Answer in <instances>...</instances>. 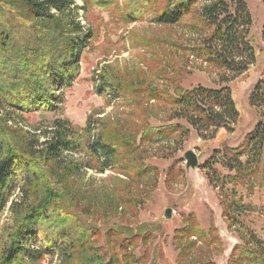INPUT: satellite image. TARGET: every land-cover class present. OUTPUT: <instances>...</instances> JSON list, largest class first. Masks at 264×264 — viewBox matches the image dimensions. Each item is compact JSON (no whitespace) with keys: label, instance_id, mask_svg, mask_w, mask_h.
<instances>
[{"label":"rangeland","instance_id":"1","mask_svg":"<svg viewBox=\"0 0 264 264\" xmlns=\"http://www.w3.org/2000/svg\"><path fill=\"white\" fill-rule=\"evenodd\" d=\"M167 1L115 0L110 8L94 6L86 12L82 9L83 1L75 0L67 12L68 18L81 22L84 28H94L96 35L93 44L79 57L73 84L64 90V109L48 115H19L3 108L1 115L10 117L16 143L22 144L23 138L30 135L36 149L45 146L42 133L50 130L46 128L50 122L56 118L70 121L77 131L71 139L80 141L82 147L64 152L59 164L41 161V168L49 186L60 194L58 204L93 228L90 243H95L101 252L121 257L119 242L113 236L120 237V233L113 229L133 234L135 228H142L146 232L135 236L134 247L128 249L136 259L141 258L140 264H152L155 260L160 264H179L176 230L183 228L187 217L194 213L206 231L215 228L220 237L212 260L216 264H230L240 236L250 231L264 241V166H259L257 175L228 186L230 191L234 188L238 197H244L246 207L237 216L234 209L227 214L223 194L210 184L202 164L215 148L240 145L260 119L249 95L264 73V0H246L252 15L249 37L256 60L243 75L236 78L231 73L230 80L224 83L215 66L181 47L199 37L188 27V18L174 26L155 21ZM136 9V14H132L135 18H125ZM199 85L231 87L240 111L234 130H220L215 139L204 141L190 128L189 134L177 135L176 140L173 136L140 144L146 129L176 123L187 125L182 119L170 120L169 107L152 99L150 91L165 89L174 93ZM89 119L93 128L90 134L85 131ZM98 135L118 147L115 167L104 172L89 167L91 155L86 149L87 141ZM190 150L199 159L196 169L186 164L185 154ZM21 197L17 186L0 211V257L6 229L15 216L10 208L12 200ZM168 208L172 210L170 219L165 217ZM151 228L160 231L154 238L149 233ZM83 251L84 248H78L70 264H76ZM61 263L60 253L45 255L39 262Z\"/></svg>","mask_w":264,"mask_h":264},{"label":"trees","instance_id":"2","mask_svg":"<svg viewBox=\"0 0 264 264\" xmlns=\"http://www.w3.org/2000/svg\"><path fill=\"white\" fill-rule=\"evenodd\" d=\"M82 1L86 12L94 6L110 8L115 2ZM74 4L75 0H0V211L17 186L22 191L21 199H13L11 203L15 216L5 232L0 264H39L45 255L56 253L62 255L61 264H70L78 248L84 251L76 258V264L141 262L128 249L134 247V237L146 232L144 229L135 228L133 234L113 229L120 233L121 238L113 236L119 242L122 256L101 252L95 243H90L93 228L58 204L60 194L44 179L41 161L59 164L64 152L82 147L80 141L71 139L77 131L70 121L56 118L50 122L46 127L50 130L42 133L45 146L36 149L35 139L30 135L23 138L22 144L16 143L10 117L1 115L3 108L19 115H48L64 109V90L73 84L79 57L93 44L96 35L94 28H84L81 22L68 18L67 12ZM137 10L125 18H135L132 14ZM184 18H188V27L199 37L189 45L179 42L181 47L215 66L223 83L230 80L231 73L240 77L255 62V47L249 37L253 21L246 0H168L155 21L174 26ZM261 37L264 40V27ZM150 93L152 99L169 107L170 120L182 119L187 125L176 123L146 129L140 144L173 136L176 140L177 135L182 137L191 129L204 141H210L220 130L233 131L240 119L231 87L199 85L174 93L165 89H153ZM249 100L260 117L254 128L240 145L215 148L202 164L210 184L223 194L227 214L234 209L237 216L246 207L244 197H238L234 188L230 191L228 186L257 175L259 166H264V73L255 83ZM92 130L89 119L85 131L90 134ZM86 149L91 155L90 168L104 172L115 167L118 147L101 135L87 141ZM232 218L234 221L235 215ZM157 232L158 228L149 230L153 238ZM249 233L240 236L230 264H264V241ZM175 239L179 242V264H216L211 254L219 246L220 237L215 228L206 231L194 213L187 217L183 228L176 230ZM152 264L160 263L155 260Z\"/></svg>","mask_w":264,"mask_h":264},{"label":"water","instance_id":"3","mask_svg":"<svg viewBox=\"0 0 264 264\" xmlns=\"http://www.w3.org/2000/svg\"><path fill=\"white\" fill-rule=\"evenodd\" d=\"M185 157L188 168L196 169L200 166L198 156L194 151L190 150L186 152ZM165 217L168 219L172 217V210L170 208L166 209Z\"/></svg>","mask_w":264,"mask_h":264}]
</instances>
